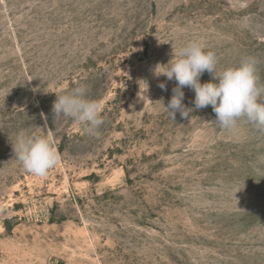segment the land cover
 I'll return each mask as SVG.
<instances>
[{"label": "rangeland", "instance_id": "1", "mask_svg": "<svg viewBox=\"0 0 264 264\" xmlns=\"http://www.w3.org/2000/svg\"><path fill=\"white\" fill-rule=\"evenodd\" d=\"M194 39L264 85V0H0V264H264V130L220 127L188 87L186 119L163 108L177 82L155 70ZM82 85L95 134L53 112ZM20 132L52 137L46 176Z\"/></svg>", "mask_w": 264, "mask_h": 264}, {"label": "clouds", "instance_id": "2", "mask_svg": "<svg viewBox=\"0 0 264 264\" xmlns=\"http://www.w3.org/2000/svg\"><path fill=\"white\" fill-rule=\"evenodd\" d=\"M217 64L216 53L207 50L203 41L195 39L177 48L167 64H158L160 70H155L157 75L162 74L168 80L175 79L177 82L168 104H163L164 110L174 120L177 112L186 119L189 111L193 110L183 103L182 89L188 87L195 93V109L210 105L220 127L234 128L243 117L264 130V85L259 84L257 60L254 57L246 58L239 65L225 68L219 74H216ZM204 72L210 73L213 79L201 83L200 77ZM145 84L147 92L148 85ZM160 87L165 86L160 84ZM56 97L52 106L55 117L71 118L83 125L85 132L90 134H95L103 125L104 106L89 97L86 86L75 87ZM12 147L18 163L38 177L46 176L60 161L50 136L20 132Z\"/></svg>", "mask_w": 264, "mask_h": 264}]
</instances>
